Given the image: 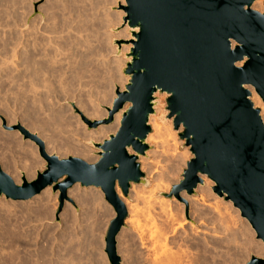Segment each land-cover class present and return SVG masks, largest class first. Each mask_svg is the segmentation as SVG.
<instances>
[{
	"label": "water",
	"instance_id": "1",
	"mask_svg": "<svg viewBox=\"0 0 264 264\" xmlns=\"http://www.w3.org/2000/svg\"><path fill=\"white\" fill-rule=\"evenodd\" d=\"M255 1L125 0L124 23L132 30V40L124 42L132 44L122 71L128 81L122 91L116 88L105 119L81 117L94 130L112 124L122 111L118 130L102 143L87 142L99 157L87 163L49 155L42 140L20 124L8 128L34 143L46 165L31 182L22 177L21 185L0 169V197L28 201L50 187L59 193L60 213L76 184L99 188L115 213L105 254L109 264H120L116 237L127 211L116 186L124 197L131 184L148 186L138 161L149 148V118L165 94L167 120L175 130L182 127L179 137L192 156L172 193L194 195L205 176L264 244V122L248 89L264 103V9L253 10ZM246 264H264V259L252 255Z\"/></svg>",
	"mask_w": 264,
	"mask_h": 264
},
{
	"label": "rangeland",
	"instance_id": "2",
	"mask_svg": "<svg viewBox=\"0 0 264 264\" xmlns=\"http://www.w3.org/2000/svg\"><path fill=\"white\" fill-rule=\"evenodd\" d=\"M120 2H121V0H108V1L107 0H90V1L89 0H65V1L64 0H55V1L54 0H30V1L29 0H23V1L22 0L21 1L20 0H16V1H14V0H3V1L0 0V3H1L0 4V6H1V8H0V14H1L0 15V17H1L0 18V26L4 27L2 29L0 27V30L2 31V32L0 31V37H1L0 43H2L3 40H8V43H9V41L11 40V37H13L12 34L15 31L14 28H16V30H18L17 26H15L16 24L20 25V23H21V25H22V23L25 22L27 25H29V24H32V21H33V23H40L41 24L40 26L43 27L44 23L47 24V22H48L49 25H52V26L56 25V26H53V27H55V29L59 28L58 30L61 31L59 33V35L64 33L63 36L61 35L62 37H64V39H66L67 36H69L68 34H70V32H71V34H73V36L72 35L70 36L71 40L74 38L73 40H76V41L72 40L73 41V43H72L73 50L72 51H74V49H75L74 44H76V42L80 44L79 45L80 48H78L79 50L75 49V51L78 50V52L76 51L77 53L74 52V54L78 55L79 51H80V55L84 54V55L88 56L90 53H94V52L96 54H98L97 52H99V54L101 52L100 55H102V54L107 55V51H109L110 50L109 48H111V49H115V52L113 54H108L109 56H112L110 58L107 55L108 58H110V59H113V58H116V59L122 58L123 59L124 58L123 63L127 62L128 60L125 58V55L128 53V51H127V53L124 54L122 51V46L126 45V44H124V42H130L132 40L131 37L128 41H123L121 39H117V37L116 38L112 37V36H118L125 28L124 18L126 17V13L124 12L123 7H121ZM54 3H56V4H54ZM115 3H118V4H115ZM45 7H47V8H45ZM76 7H77V9H76ZM86 7H89V8H86ZM5 8H6V11H5ZM59 9H61V10H59ZM263 9H264V4H263ZM11 10H13L14 12ZM42 10H44V11H42ZM78 11H79V13L84 12V13H80L81 15H83L82 16L83 18H80L81 15H79ZM44 12L46 13V15ZM25 13H26V15H25ZM47 13H48V15H47ZM121 13H122V15H121ZM12 15H14V16H12ZM19 15H20V17H19ZM52 16H53V18H52ZM86 16H88V18L85 20ZM105 16H109V17H105ZM35 17H36V19H35ZM54 17H55V19H54ZM77 17H79L81 19V21ZM76 18H77V20H76ZM13 19H15V20H13ZM70 19H71V21L69 22L68 20H70ZM72 19H73V22H72ZM105 19H106V21H105ZM107 20L109 21V23L107 22ZM52 21L54 24H51ZM92 21H93V23H92ZM13 22H14V24H13ZM4 23H5V25L6 24L7 25L5 26ZM1 24H3V25H1ZM58 24H59V26H57ZM81 24L83 27L80 26ZM19 25H18V27H19ZM64 25L67 27H68V25H70L71 27L69 26L70 28L69 27L68 28L74 29V30L73 31H71L69 29L65 30ZM102 25H103V27H102ZM62 26H64V27H62ZM84 26H86L85 27L86 29L88 28L87 29L88 31L86 29H85L86 31L83 30ZM10 27H11V29H10ZM60 27L62 28V30L64 29L65 32L62 31ZM107 27H109V28H107ZM81 29L83 31L80 32ZM58 30H56V31L59 32ZM78 30H79V32H78ZM89 30H92V33H91V31L89 32ZM68 31H69V33H68ZM3 32H4V35L2 34ZM83 32L85 33V35H83L84 34ZM87 32H89V33H87ZM78 33H79V35H78ZM81 33H82L83 37H81ZM93 33H95V34H93ZM96 33L97 34L99 33V34L96 35ZM92 34H93V36H92ZM9 35H12V36H9ZM86 35L89 39L86 37ZM3 36H4V38H6L7 36L8 37L6 39H4ZM94 36H97V38ZM104 36H105V38H104ZM76 37L79 39H77ZM93 37L96 39L92 40ZM110 37H111V39H110ZM83 38L85 41L83 40ZM64 39L62 38V40H60V42L63 41ZM86 40L91 41V42L88 41L90 43L89 48H87L88 42ZM92 41H93V43H92ZM11 43H12V40H11ZM85 43H87V44L85 45ZM91 43H92V45H91ZM118 43H121V44L118 45ZM127 45H129V44H127ZM93 47H97V48H93ZM84 49H85V52H84ZM95 49H97V50H95ZM65 53H67V52H65ZM65 53H63V54H65ZM72 53L68 52L67 54L72 55ZM62 64L64 65V63H62ZM125 65L119 71L120 74L118 73L119 74L118 76L120 77V80H119L120 82L119 81H118V83L113 82V84H112L113 88H111L112 86H109L110 89H113L112 92L109 91L110 89L107 87L108 92H106V93L108 94V97H106V98H102L105 91H102L100 95L98 93L97 94V95H99L98 97L88 98L94 92H92L93 90L90 87H89V89H90L89 90L88 87L84 88L83 86L81 87L79 84L77 86V84H76L77 80L76 79L78 76H76V79L74 76V75H77L76 72H75L76 74L71 73L72 75L67 74V76L64 74L65 75L64 76V75L60 74L61 73L60 71H58V72L55 71V73H59V74H55L54 71L53 72L51 71L50 73L52 75L51 74L50 75L53 76V78H55V79H53L51 76L49 77L48 73H46V74H48V77L46 74H45V76H43L42 74H44V72L40 71L38 73V74L41 73L40 75H38V76L34 75V78L36 81V83L35 82L34 83L35 84L38 83L37 84L38 86L36 85L38 88L35 87V85L32 87V89L33 88L39 89V91H38L39 93L35 92V91H37V89H34L35 91H33V93H34L33 94L31 88H30V90H28L29 86L26 85L28 80L24 81L23 78L19 77L21 75L22 76L25 75V77L28 79L29 74L27 72H29V71H23V74H21L20 71H11V72L10 71H0V116L2 117L1 119H4V123H5L3 125L2 120L0 119V169L12 179L14 184L21 185L22 177H25L26 181H28V182L33 181L36 178L37 172H43L45 165H46L44 160H42V158L39 156L38 147L34 143H32L28 140L24 141L22 136L18 132H10L8 130V128L13 127L14 125H17V124H20L21 126H23L30 133L37 135L42 140V142L44 143L46 151L52 149L53 152L51 154L56 155L60 159H66L68 157H74V158L82 159L87 163H91L89 160H86L85 158H83L81 156L79 157L77 155L70 154L69 151L67 150L66 146L64 145L63 141L70 142L77 149L86 148V149L90 150V153L92 154V156H95L99 159L98 154H97L98 153L97 150L92 148L90 145L87 144V142H89V141L95 142V140L82 139V137L79 136L78 134L88 133V134L92 135L99 129L100 126L98 127V129L96 128L94 130L93 129L88 130L87 125L82 122L81 117L77 113V111H80V113H82V115H84L86 117V119H88L90 121L103 120L105 118L103 115L105 114L106 108L108 107V102L110 101L109 99H112V98L115 99V97H116L115 96L116 88H119V90L122 91L124 85L126 84L125 80H127V77L124 76V74L122 73L123 69L125 68ZM59 75L63 76V77L62 76L61 77L64 78V85L59 84L58 80H60V78H61ZM41 76H43V77H41ZM38 77H39V80H38ZM40 78H42V79L40 80ZM49 78H51V79L49 80ZM57 78H59V79H57ZM70 78H72V79H70ZM20 79H22V81L24 83L20 84L21 83V81L19 83ZM67 79H68V82H67ZM44 80H46V81H44ZM69 80H71V81H69ZM72 80H73V82H72ZM74 80H75V82H74ZM17 81H18V85H17ZM47 81H48V83H47ZM54 81L56 82V84L58 83L60 85V87L56 86ZM41 84H43V85H41ZM52 84H53V86H52ZM74 84H76V85H74ZM45 85L47 87H44ZM20 86H22V87L19 88ZM24 86H27L28 88L25 89ZM39 86L44 87L45 89L39 88ZM54 86L58 87L59 89L54 87ZM79 87L81 88V90ZM48 88H50L51 90ZM54 88H56L55 89L56 92L58 91V92H60V94L57 92V94L55 95L56 92H55ZM64 88H66V91ZM19 89H23V90L21 91ZM84 89H87V90L85 91ZM59 90H61V91H59ZM19 91H21V93ZM41 91H42V94L45 93V95H42ZM27 92H28V94H27ZM22 93H24V94H22ZM29 93H32L34 97L39 96L38 97L39 99L42 96L41 97V103L42 104L40 103L41 106L39 105V102H38L39 99L36 97H35V99H38L37 101H35L36 104L34 102H32V100H31V102L27 103L28 101H30V100H28L29 96H32V94H29ZM89 93L91 95L87 96ZM15 94H17V95L20 94V96H22L23 98L24 97L27 98L26 96H28V95L29 96H28V99L23 100L22 97H19V95L17 97ZM13 95H14V98H13ZM59 95H61V96H59ZM44 96H48V97L44 98ZM57 96H59V97L64 96L65 99H64V97H62L63 98V101H62V98H59L60 101L57 102L58 104H56L54 108H56L55 110H57V109H59V110L64 109V111L66 110V112H67V113L65 112L67 114L66 117L69 116L68 118H69V120H71L72 126L69 125V123L63 124V128L62 127L56 128V127L51 126L50 129L52 131L54 130L53 133H55V132L59 133L60 130L63 131V132H60L61 134L60 133L56 134L58 137L55 140V139L50 138V136H49L50 133H48L49 130L45 131L46 127H44V126L48 125L51 121L50 120L48 121V119H47L48 116L45 113L44 106L47 105V98H48V101L51 102V100H52V102L54 103L55 100H57ZM84 96H86V98L88 99L87 100V106H85L84 109H81L80 105H78L77 102H78V99L80 102V99L82 100L83 98H85ZM32 97H30V99H32ZM94 98H96V99H94ZM99 98H100V100H99ZM20 99H21V101H20ZM92 99H93V101H92ZM113 99H112V101H113ZM21 102H23V103H21ZM88 102H91L90 106H88L89 105ZM24 104H25V106H24ZM58 105H60L61 107ZM91 106H94V108H96V110H97L98 114L96 117H94V116L93 117H87L85 115L86 114L85 109H87L88 107L91 108ZM165 107H166V105H165V101H164V105L162 106V110L160 111L161 115H162L160 123H161V125L165 126L168 129V133H170L169 135L172 136V137L168 136L169 137L168 140L170 138L172 140V141H169V143H171L172 146L167 148L168 151H166V153L164 155L167 157L163 156V158H161V159L159 158V161L163 162V163L159 162V164L157 166H159V167L163 166L164 171L161 174L162 175V181L160 182V184L162 185V188L160 190L161 193H157L156 197L157 198L161 197L164 200H169V201L173 202V201H177L179 199V194L181 192H179L178 195L175 196L172 193V189L174 186L178 185L180 180H182V175H183L184 169L186 168V163L190 160V158L192 156H191L188 148L185 146L184 140H182L179 137L180 133L182 132V130L179 132L180 127L178 128V130H175L173 127L172 120L171 119L167 120L168 119V112L165 111ZM69 109L70 110L73 109V110L70 111ZM31 114H32V116H31ZM43 114L45 117L42 116ZM119 114H121V113H119ZM155 114H156V110H155ZM74 115H75V117L76 116L77 117L75 118ZM151 116H153V115H151ZM39 120H41V121H39ZM46 121H47V124H46ZM43 123H45V124H43ZM149 125L151 127L150 122H149ZM76 133H78V134H76ZM111 134H113V133H111ZM108 136H106L101 142L98 141L95 143H102L105 139L108 138ZM148 146H149V148H148V151L146 153H150V157H151L150 162L155 163V161L157 160V157H156L157 154L154 153V146H151L150 144H148ZM167 152H169V153H167ZM51 154H49V155H51ZM171 155H172V157H171ZM167 158H169L170 163H169V160ZM172 158H173V160H172ZM164 160H166V161H164ZM171 160L173 162L175 161V163L171 162ZM30 161L36 162V167L32 170V172L29 176H26L25 172H23L21 168L26 167ZM167 162H168V165H167ZM8 163H12V165L14 164L13 165L14 169L9 168ZM174 164H175V167H174ZM171 166L173 167V169H171L172 171L170 170V168H172ZM152 167H153V165H152ZM141 172L144 174V179H146L148 181V186H146V188H149L151 186V184L149 183L150 180L147 178V174L145 172H143V171H141ZM159 172L160 171H158V173ZM209 182H210V186H209L210 192L209 193H211V195L216 196V193L213 191L215 185H213L214 183L212 181L209 180ZM134 185L142 186V184H134ZM201 185L203 186V183H201ZM166 188H168V190H166ZM48 189L50 190L49 191L50 196L52 197V201L55 204V208L53 211L52 220H49V222L46 221L45 225H47V224L48 225L46 226L45 231L40 229L38 231L32 230V232H31L29 230L30 227L23 224L24 223L23 217L25 216V213L27 212L24 210L25 209L24 205L26 206V204H27V206H29V202L31 201V199L28 201L20 202V201L6 200L3 196L0 197V264H109L107 256L105 254L104 238L106 236V232H107V229L109 227V224L115 216V213H114L112 207L104 200V195L101 192V190L99 188H94V187L81 188L79 186V184L75 185L70 190H68V193H67V196L71 200V202L64 201L61 212L57 213L58 208H59V200H58L59 193L58 192L53 193L50 187H48ZM75 189L80 194L79 198L73 196V194L75 193ZM130 190H131V187H130ZM130 190H129L127 197H124L122 192H121L122 202H125L126 200L129 199V196L131 194ZM195 194H196V190H195L194 195ZM90 196L94 199V202L91 204L87 203V199ZM225 202L226 201L224 200V206L226 205ZM23 207H24V209H23ZM65 208H69L73 212V217L69 221H67L63 217H61ZM20 210H22V212ZM224 212H226V214L227 213L229 214V215L227 214L228 217L231 216L230 219L232 218L231 220L234 221L235 224L236 223L238 225L242 224V221H243L244 225H246V228L249 226V228H247V229L245 228V230H247V232L249 230V233L252 234L250 238L253 241H256V234H255L254 230L251 228V226L247 220H245V219L243 220V218L240 216L239 212H238V215H237V213L233 212V206H231V208L227 207L224 210ZM190 213H191L190 206H189V204L186 203V208L184 209V212L182 213L184 224H185V226L187 225L186 227H189V224L192 222L190 219V217H191ZM26 214H28V213H26ZM127 217H128V214H127ZM2 219H3V221H2ZM125 221H126V219H125ZM125 221H124V226L122 228L128 230L126 225H125ZM3 224H4V226H3ZM192 224L197 227V224L195 222ZM6 227L9 228L8 234H3L2 233L3 231H1V229L3 228L5 230ZM146 227H148V229L147 228L146 229H147V231L149 230V232H150V229L154 230V227L150 228L151 223H150V225H147ZM46 230H48V231H46ZM153 230H151V232ZM14 232H16V233L19 232L21 235V236L17 235V237L20 236L17 241H12ZM245 233H246V231H245ZM249 233H246L247 237H243V239L246 238V240H247L248 236H250ZM238 243H240V245L242 244L241 242H238ZM235 245H236V243H231V244H229V247H228V249L233 250V251H229V253H233L236 251L238 253L237 258L239 260L236 258L237 260H236L235 264H246L252 255L255 257H258L253 252H251V250L247 249L246 247H245L246 249H243V246H239V248H238V244L236 245L237 247ZM230 246H231V248H230ZM233 248H235V249H233ZM224 249H222V251L223 252L225 251L227 254L226 249L225 250ZM240 249L242 251H239ZM116 250H117V255L120 258V262H121V264H123L124 259L120 255L119 244L117 241H116ZM135 252H137V251H135ZM139 252H141V251H138L136 253V255H138ZM158 254L160 255L161 252H159ZM229 255H227V258L228 257L230 258ZM215 259H217V258H215Z\"/></svg>",
	"mask_w": 264,
	"mask_h": 264
},
{
	"label": "bare ground",
	"instance_id": "3",
	"mask_svg": "<svg viewBox=\"0 0 264 264\" xmlns=\"http://www.w3.org/2000/svg\"><path fill=\"white\" fill-rule=\"evenodd\" d=\"M14 1H16V0H14ZM120 3H121V7L124 8L126 5L125 0H121ZM54 4H56V3H54ZM115 4H118V3H115ZM263 4H264V0H257L252 5V9L257 11V12L262 13ZM77 7H76V9H77ZM0 8H1V6H0ZM6 8H5V11H6ZM45 8H47V7H45ZM86 8H89V7H86ZM61 9H59V10H61ZM11 11H13V10H11ZM42 11H44V10H42ZM78 13H79V11H78ZM80 13H84V12H80ZM80 13H79V15H81ZM25 15H26V13H25ZM45 15H46V13H45ZM47 15H48V13H47ZM121 15H122V13H121ZM12 16H14V15H12ZM82 16L83 15H81L80 18H83ZM19 17H20V15H19ZM105 17H109V16H105ZM52 18H53V16H52ZM77 18H79V17H77ZM77 18H76V20H77ZM80 18H79V20L81 21ZM87 18H88V16H86L85 20ZM35 19H36V17H35ZM54 19H55V17H54ZM13 20H15V19H13ZM68 21L70 22L71 19ZM105 21H106V19H105ZM72 22H73V19H72ZM107 22L109 23L108 20H107ZM92 23H93V21H92ZM13 24H14V22H13ZM51 24H54L53 21ZM1 25H3V24H1ZM4 25H5V23H4ZM18 25L17 24L15 25V26H17L18 30H16V28H14L15 31L12 34L13 37H11L12 43H11V40L9 41V43H8V40H3V42L0 43V71H10V72L11 71H20L21 74H23V71H29V72H27L29 74L28 79L25 77V75H23L25 77L24 78L20 73L19 74L22 77L21 76H19V77L23 78L24 81L28 80L26 85L29 86L28 90H30V88H31L32 93H33V91H35L34 89L38 88L37 87L38 83L35 84L36 81H35L34 75H36V76L40 75L41 73L38 74L40 71L44 72V74H42L43 76H45V74L48 73L49 77L52 75L50 73L51 71L52 72L54 71V73H55V71H57V72L60 71L61 72L60 74H62V75L65 74L66 76H67V74H71V73L76 72L77 75H74V76H75V79H76V76H78L76 79L77 80V82H76L77 86L79 84L81 87L83 86L84 88L88 87V89H89V87H90L93 90L92 92H94V93H92V95L90 94L91 92L88 95L86 94L87 96L91 95L88 98L98 97L102 91H105L102 98H106V97H108V94L106 93V92H108L107 87L109 88V86H112L113 82L118 83V81L120 80V77L118 76L120 74L119 71L128 62L127 61V62L123 63L124 58L123 59L122 58L121 59L120 58L110 59L112 56H109L108 54H113L115 52V49H111V48H109L110 50L107 51V55L110 58H108L106 54L100 55L101 52H100V54H99V52H97L98 54H96L95 52H94L95 54L90 53L88 56L84 55V54L80 55V51H79L78 55L74 54V52H76V51L78 52V50H79L78 48H80L79 47L80 44L76 42V44H74L75 45L74 48L78 49V50L75 51V49H74V51H72L73 50L72 43H73V41H76V40H73L74 38L72 39L73 41L71 40L70 36L71 35L73 36V34H71V32H70V34H68L69 36H67L68 39L67 38L64 39V37H62L64 33L59 35V33L61 32L58 30L59 28L55 29V27H53V26H56V25H53V26L49 25L48 22H47V24L44 23L43 27L40 26L41 25L40 23H33V21H32V24H29V25H27L25 22L22 23V25L20 23L19 27H18ZM57 26H59V24ZM64 26H62V27H64ZM69 26L70 25H68V27ZM80 26H82V24ZM0 27H1V29L4 28L2 26H0ZM68 27L65 26V30L66 29L68 30L71 26L69 28ZM85 27L86 26H84L83 30L86 29ZM102 27H103V25H102ZM107 28H109V27H107ZM10 29H11V27H10ZM56 30H58L59 32H57ZM61 30H62V28H61ZM65 30L63 29L62 31L65 32ZM69 30L73 31L74 29H69ZM83 30L81 29L80 32ZM90 31L92 33V30H89V32ZM131 31L132 30L130 29V27L125 23L124 30L118 36H112V37H115V38L117 37V39H121L123 41H128L131 37ZM78 32H79V30H78ZM89 32H87V33H89ZM68 33H69V31H68ZM2 34L4 35V32ZM93 34H95V33H93ZM93 34H92V36H93ZM98 34L96 33V35H98ZM12 35H9V36H12ZM78 35H79V33H78ZM83 35H85V33ZM87 35H86V37H87ZM60 36L64 39L61 42H60V40H62V38ZM81 37H83L82 33H81ZM94 37L97 38V36H94ZM94 37L92 38V40L96 39ZM3 38H4V36H3ZM6 38H4V39H6ZM104 38H105V36H104ZM77 39H79V38H77ZM110 39H111V37H110ZM83 40H84V38H83ZM89 42H91V41H89ZM89 42H88V44L85 43V45L86 44L88 45L87 48H89V44H90ZM92 43H93V41H92ZM92 43H91V45H92ZM131 47H132L131 43L129 45H125V46L123 45L122 46L123 53L124 54L127 53V51H129V49ZM93 48H97V47H93ZM95 50H97V49H95ZM65 52H67V53L73 52V53H72V55L71 54L68 55ZM84 52H85V49H84ZM63 53H65V54H63ZM62 63H64V65ZM237 66H241V63H239ZM48 74H46L47 77H48ZM55 74H59V73H55ZM62 75H59V76L61 77ZM43 76H41V77H43ZM51 77L53 78V76H51ZM62 77L58 81H59V84L64 85V78H62ZM59 78H57V79H59ZM41 79L42 78H40V80ZM50 79L51 78H49V80ZM53 79H55V78H53ZM68 79H67V82H68ZM70 79H72V78H70ZM38 80H39V77H38ZM46 80H44V81H46ZM20 81H21V83H20ZM55 81H54L55 85L60 87V85L58 83H57L58 84L57 85ZM69 81H71V80H69ZM125 81L127 83L128 77H127V80H125ZM72 82H73V80H72ZM74 82H75V80H74ZM19 83L22 84L24 82L22 81V79H20ZM47 83H48V81H47ZM76 84H74V85H76ZM17 85H18V81H17ZM34 85L37 88L32 89V87ZM41 85H43V84H41ZM27 86H24L25 89L28 88ZM52 86H53V84H52ZM56 86H54V87H56ZM21 87L22 86H20L19 88H21ZM44 87H47V86L45 85ZM44 87L39 86V88H42V89ZM58 87H56V88H58ZM50 88H48V89H50ZM56 88H54V90ZM111 88H113V86ZM23 89H19V90L22 91ZM64 89L66 91V88H64ZM248 89L250 91V100L253 103L254 107L260 111V115H261L262 120L264 122V103L262 102L261 98L258 96V94L254 91L253 88L248 87ZM80 90H81V88H80ZM84 90L86 91L87 89H84ZM112 90L113 89H110L109 91L112 92ZM21 91H19V92L21 93ZM38 91H39V89H37V91H35V92H38ZM59 91H61V90H59ZM28 92H27V94H28ZM55 92H56V90H55ZM57 92L55 93V95L57 94ZM32 93H29V94H32ZM58 93L60 94V92H58ZM98 93H99V95H97ZM22 94H24V93H22ZM33 94H32V96H33ZM41 94H42V91H41ZM15 95L17 97H18V95H19V97H22V96H20V94H18V95L15 94ZM42 95H45V93ZM28 96H26L27 98L24 97L25 99L22 97L23 100L28 99ZM32 96H29L28 100H30V101L27 100L28 101V102L26 101L27 103L31 102V100H32V102L35 103V101H37L39 99L38 98L39 96L38 97L35 96L38 99H35V97L34 96L32 97ZM59 96H61V95H59ZM59 96H57V100H55L54 103L52 102V100H51V102L48 101V98H47V105L44 106L45 113L48 116L47 119H48V121L49 120L51 121L50 122L51 124L49 123L50 125L48 124V125H45V126L43 125V126L46 127L45 131L49 130L48 133H50L49 134L50 138L55 139V140L58 137L56 134H59L60 132H63V131L60 130L59 133L58 132L53 133L54 130L52 131L50 129L51 126L56 127V128L57 127L63 128V124H65V123H69V125H71V120H69V118H68L69 116L66 117L67 116L66 110L65 111H64V109L63 110L62 109L61 110H59V109L55 110L56 108H54L55 105L58 104L57 102L60 101L59 98H62L65 95L62 97H59ZM30 97H32V99H30ZM41 97L38 101L40 106L42 104L41 103ZM46 97H48V96H44V98H46ZM84 97L85 98H83L82 100L80 99V102L78 99V102H77V104L80 105L81 109H84V107L87 106V100L88 99L86 98V96H84ZM13 98H14V95H13ZM64 99H65V97H64ZM94 99H96V98H94ZM112 99H109L110 101L108 102V107L106 108L105 114L103 115L105 118L108 114L107 109H111V107H112V103H113ZM165 99H166L165 94H161L158 96V104L154 108L156 110V114L153 116H150V118H149V122L151 124V133L147 136V139H146V142L148 144H150L151 146H154V153L157 154V156H156L157 160L155 161V163H151L150 162V159H151L150 153H146L145 156L140 157V159H139L140 169H141V171H143L147 174V178L150 180L149 183L151 184V186L149 188H146L143 185L140 186V185L132 184L131 190H130L131 194L129 196V199L126 200L125 202H123L125 207H126L127 214H128V217L126 218V221H125V225H126L128 230L122 228L116 237V241L119 244L120 255L124 259L123 264H212V263L213 264H235L236 260L238 259L237 258L238 253H237V251L233 252V253H229V251H233V250L228 249L229 244H231V243H236V245L238 244V248H239V246H243V249L247 248V249L251 250V252H253L255 255H257L260 259H264V244H263V242L261 240H258V239H256V241H253L250 238L252 234L249 233V230H248V232H247V230H245L246 225H244L243 221H242V224L238 225L237 223L235 224L234 221L231 220L232 218L230 219L231 216L228 217L229 214L227 213L228 214L227 215L226 212H224V210L227 207L231 208V206H233V204L230 201H226L225 204L227 206L226 205L224 206V200H223L224 198L223 197H219L218 195H216V196L211 195V193H209L210 192V190H209L210 182H209V179H207L205 176H200L202 183H203V186L200 184L198 187H196L197 189H196L195 195L188 196L185 194L184 191H181V193L179 194V199L177 201H173V202H171L169 200H164L161 197L160 198L156 197L157 193H161L160 192V190L162 188V185L160 184V182L162 181V175L161 174L164 171L163 166L162 167L157 166L160 162L159 158L160 159L163 158L166 151H168L167 148L172 146V144L169 143V141H172L171 138L168 140V138L171 136V135H169L170 133H168V129L165 126L161 125V123H160V120L162 117L160 111L162 110V106L164 105ZM99 100H100V98H99ZM20 101H21V99H20ZM62 101H63V98H62ZM92 101H93V99H92ZM91 102H88L89 103L88 106H90ZM21 103H23V102H21ZM24 106H25V104H24ZM58 106H60V105H58ZM127 106L128 105H126V107ZM72 110L73 109H71L70 111H72ZM85 110H86L85 115L87 117H93V116L96 117L98 114L97 110H96V108H94V106H91V108L88 107ZM77 113L80 115V117H84L86 119V117L84 115H82V113H80V111H77ZM119 113H122V111H120ZM119 113H117L114 116V121L112 124L107 125V126H100L99 129L97 128L98 130L92 135L88 134V133H84V134L76 133V134L81 136L82 139H86V140L89 139V140H95V142H98V141L101 142L106 136H108L109 134L111 135V133L114 134L118 130L119 125H120V117H121V114H119ZM31 116H32V114H31ZM42 116H44V114ZM74 117H75V115H74ZM1 118L2 117L0 116V119ZM39 121H41V120H39ZM2 123H3V125L5 124L4 119L2 120ZM43 124H45V123H43ZM46 124H47V121H46ZM181 130H182V127L179 128V132ZM63 142H64V145L66 146V148L70 154L77 155L79 157L81 156V157L85 158L86 160H89L91 163H94L97 161L98 158L95 156H92V154L90 153V150H88L86 148L77 149L70 142H68V141H63ZM46 152L51 154L53 152V150L52 149L47 150ZM130 152H131V150H130ZM167 153H169V152H167ZM172 155H171V157H172ZM164 157H167V156H164ZM169 158H167V159L169 160ZM172 160H173V158H172ZM172 160H171V162H173ZM164 161H166V160H164ZM160 163H163V162H160ZM169 163H170V160H169ZM173 163H175V161ZM13 165H12V163H8L9 168L14 169ZM152 165H153V167H152ZM167 165H168V162H167ZM35 167H36V162L30 161L26 167H22L21 169L23 172H25L26 176H29ZM174 167H175V164H174ZM171 169H173V167L170 168V170ZM158 171H160V172L158 173ZM213 185H215V184H213ZM166 190H168V188H166ZM49 191L50 190L48 188H46L39 195L33 197L31 199V201L29 202V206H27V204H26V206L23 204L25 207V209H24V207H23V209L25 211H27L26 213H28V214H26L23 211L25 213V216L23 217V219H24L23 224L30 227L29 230L31 232H32V230L38 231L40 229L45 231L46 226L48 225V224L45 225L46 221L49 222V220H52V218H53V211L55 208V204L52 201V197L50 196ZM213 191H214V189H213ZM116 194H117L118 198L121 200L122 199L121 190L117 186H116ZM73 196L77 197V198H79V196H80V194L78 193V191L76 189H75V193L73 194ZM91 198L92 197L90 196L87 199V203L91 204L94 202V199L93 198L91 199ZM186 203L189 204L190 211H191L190 219L192 222L190 224L188 223L189 227H186L187 225L185 226L184 221H183V217H182V215H183L182 213L184 212V209L186 208ZM20 211L22 212V210H20ZM233 212L237 213V215H238L239 210L233 206ZM61 217H63L65 220L69 221L73 217V212L71 211V209L65 208ZM243 220H244V218H243ZM2 221H3V219H2ZM194 222L197 224V227L192 224ZM150 223H151L150 228L154 227V230L149 228L150 229V232H149V230L147 231L148 227H146V226L150 225ZM3 226H4V224H3ZM247 228H249V226ZM6 229L5 230L3 228L1 229V231H3L2 232L3 234H8L9 228L6 227ZM151 230H153V231L151 232ZM46 231H48V230H46ZM245 231H246V233L250 234V236H248L247 240H246V238L243 239V237H247ZM19 232H17V233L14 232L12 241H17L19 239V237L21 236L20 235L21 232L20 233ZM17 235H20V236L17 237ZM238 242H241L242 244L240 245V243H238ZM231 246H230V248H231ZM224 248L226 249L227 254L225 251H224L225 253L222 251V249H224ZM233 249H235V248H233ZM135 251H137V252L141 251V252H139L138 255H136L137 252H135ZM239 251H242V250L240 249ZM159 252H161L160 255L158 254ZM227 255H229L230 258L229 257L227 258ZM215 258H217V259H215ZM120 264H121V262H120Z\"/></svg>",
	"mask_w": 264,
	"mask_h": 264
}]
</instances>
